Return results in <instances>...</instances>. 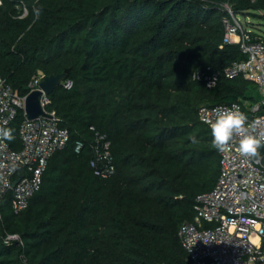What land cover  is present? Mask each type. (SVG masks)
<instances>
[{
	"label": "trees",
	"instance_id": "16d2710c",
	"mask_svg": "<svg viewBox=\"0 0 264 264\" xmlns=\"http://www.w3.org/2000/svg\"><path fill=\"white\" fill-rule=\"evenodd\" d=\"M228 9L264 19V0H0V75L23 95L38 73L68 69L49 107L69 134L26 208L12 210L11 190L0 197V264H187L179 225L219 171L198 110L257 99L254 83L223 75L245 58L220 47ZM22 118L6 128L13 148ZM98 133L110 141L107 177L89 164Z\"/></svg>",
	"mask_w": 264,
	"mask_h": 264
},
{
	"label": "built area",
	"instance_id": "2783aa9c",
	"mask_svg": "<svg viewBox=\"0 0 264 264\" xmlns=\"http://www.w3.org/2000/svg\"><path fill=\"white\" fill-rule=\"evenodd\" d=\"M227 11L230 17L222 19L225 30L220 47L237 44L245 58L225 67L223 75L228 79L241 76L254 83L259 95L245 106L239 102L201 106L199 120L210 128L220 112L235 106L246 115L248 132L264 139V40L252 38L239 18ZM43 77L41 73L35 75L27 84V92L20 95L0 75V197L12 191L10 204L14 212L27 207L30 197L41 186L49 157L69 140L67 129L49 107V94L42 91L40 95L45 115L26 117L25 98L29 92L40 89ZM193 78L213 86L217 74L197 71ZM19 111L23 116L17 127L20 146L13 148L4 132ZM239 140L240 134H235L225 151L218 150L219 171L213 188L195 198L192 221L179 225L177 235L187 264H264V153L259 150L255 157L242 156ZM96 141L94 158L89 164L94 175L107 177L114 172L110 141L99 133ZM80 147L78 143L76 150ZM17 239V235L10 234L5 242Z\"/></svg>",
	"mask_w": 264,
	"mask_h": 264
},
{
	"label": "clouds",
	"instance_id": "9594fccd",
	"mask_svg": "<svg viewBox=\"0 0 264 264\" xmlns=\"http://www.w3.org/2000/svg\"><path fill=\"white\" fill-rule=\"evenodd\" d=\"M40 12L41 9L34 8V17L38 19ZM246 120V115L235 106L220 112L210 124L213 146L223 152L228 148L233 136L240 134L239 152L242 156L255 157L259 150H264V139L248 132ZM4 136L9 140L13 139L10 131H5Z\"/></svg>",
	"mask_w": 264,
	"mask_h": 264
},
{
	"label": "water",
	"instance_id": "95a60500",
	"mask_svg": "<svg viewBox=\"0 0 264 264\" xmlns=\"http://www.w3.org/2000/svg\"><path fill=\"white\" fill-rule=\"evenodd\" d=\"M68 69H65L61 73L50 74L44 76L42 81L39 83V88L29 92L25 98V114L29 119H35L40 115H45L41 104H40V95L43 91L45 94H50L59 84H61L67 77ZM264 153V150H260ZM259 156V155H258ZM16 180L13 181L12 185L14 186Z\"/></svg>",
	"mask_w": 264,
	"mask_h": 264
},
{
	"label": "rangeland",
	"instance_id": "374dc122",
	"mask_svg": "<svg viewBox=\"0 0 264 264\" xmlns=\"http://www.w3.org/2000/svg\"><path fill=\"white\" fill-rule=\"evenodd\" d=\"M237 17L239 18V20L241 21V23H242L243 26L244 25L247 26V24H248L247 22H250L253 25H255V27L258 29V31H260L261 33L264 34V19L259 18V17H256V16H252V15H247V16L239 15ZM253 92L251 91V94H253ZM254 95L256 97H258L259 94L256 91L254 93Z\"/></svg>",
	"mask_w": 264,
	"mask_h": 264
}]
</instances>
